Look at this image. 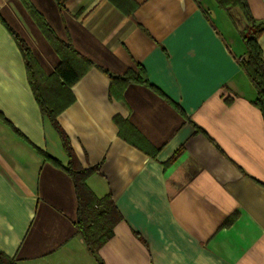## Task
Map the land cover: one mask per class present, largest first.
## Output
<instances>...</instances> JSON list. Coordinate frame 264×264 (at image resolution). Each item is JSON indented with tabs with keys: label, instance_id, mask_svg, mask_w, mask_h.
I'll use <instances>...</instances> for the list:
<instances>
[{
	"label": "crops",
	"instance_id": "0c3cea01",
	"mask_svg": "<svg viewBox=\"0 0 264 264\" xmlns=\"http://www.w3.org/2000/svg\"><path fill=\"white\" fill-rule=\"evenodd\" d=\"M199 1L28 0L91 63L57 122L79 166L97 168L93 196L121 214L93 255L68 156L8 29L45 76L60 56L22 0H0V115L19 132L0 117V252L15 264H264V118L237 60L248 24ZM247 5L264 19V0ZM258 43L264 59V31ZM139 66L149 86L109 78Z\"/></svg>",
	"mask_w": 264,
	"mask_h": 264
},
{
	"label": "trees",
	"instance_id": "16d2710c",
	"mask_svg": "<svg viewBox=\"0 0 264 264\" xmlns=\"http://www.w3.org/2000/svg\"><path fill=\"white\" fill-rule=\"evenodd\" d=\"M27 8L30 16L42 30L48 42L53 46L57 55L60 56L61 62L56 67V71L51 76H45L38 68V64L26 43L12 30L8 29L11 36L15 40L27 70V78L32 90V94L43 116L51 122L57 130L63 148L67 154L68 166L65 171L71 176L77 197V225L78 235H80L86 245V248L93 255H97L98 250L113 236V229L121 219V214L117 208L111 195L107 194L102 198L93 196L85 182V179L94 171L96 167L83 169L79 166L77 159L70 147L68 138L57 122L59 113L70 105L74 97L69 91L70 85L77 81L91 67V63L87 60L79 59L75 51L63 41L57 38L42 16L35 8L28 3V0H22ZM64 0H55L57 5L61 7ZM200 4L199 0H196ZM218 9L229 11L230 8H238L244 17V21L248 26L241 33L244 54L237 59L240 67L247 74L250 81L255 86L258 97L255 104L261 111L264 118V59H262L261 48L258 43L260 34L264 31V19L256 20L247 5V0H213ZM145 71L142 67H138L136 71L129 70L123 76L116 78L110 75L111 80L120 79L123 86L128 83H140L150 85ZM3 122L7 123L15 132H19L5 120L1 115ZM44 159L49 156L43 151L36 149ZM167 162L170 163L177 153ZM155 151L150 154L153 155ZM15 261L2 252H0V264H15ZM102 264V263H100Z\"/></svg>",
	"mask_w": 264,
	"mask_h": 264
},
{
	"label": "rangeland",
	"instance_id": "374dc122",
	"mask_svg": "<svg viewBox=\"0 0 264 264\" xmlns=\"http://www.w3.org/2000/svg\"><path fill=\"white\" fill-rule=\"evenodd\" d=\"M236 14L237 12H238V9L237 8H235V9H233V11L231 12V15H232V18L234 19V22L236 21V23L238 24L239 22H240V19L242 18V17H238L237 18V16L234 14V13ZM238 14V13H237ZM241 16V15H240Z\"/></svg>",
	"mask_w": 264,
	"mask_h": 264
}]
</instances>
